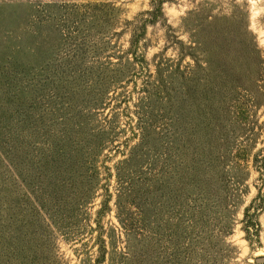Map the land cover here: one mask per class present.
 <instances>
[{"label": "rangeland", "instance_id": "obj_1", "mask_svg": "<svg viewBox=\"0 0 264 264\" xmlns=\"http://www.w3.org/2000/svg\"><path fill=\"white\" fill-rule=\"evenodd\" d=\"M155 8L0 0V264H264V0Z\"/></svg>", "mask_w": 264, "mask_h": 264}, {"label": "trees", "instance_id": "obj_2", "mask_svg": "<svg viewBox=\"0 0 264 264\" xmlns=\"http://www.w3.org/2000/svg\"><path fill=\"white\" fill-rule=\"evenodd\" d=\"M154 1L156 4V8H155L154 13H160L162 0H154ZM93 17H96V16L94 15ZM194 44H195L196 49L201 48V49H198L201 52V55H199V54L194 55L193 53L189 54V56L193 60V64H194L195 68L200 70V71L207 72V73L210 72L212 65H211V62L207 59V56H206L207 54H206L205 48L202 49V44L199 42H195ZM191 49H193V48H191ZM216 71H218L219 74L222 75L223 77L224 76L226 77L227 67L226 66H220ZM103 146H104L103 140H100L97 143V149L100 150Z\"/></svg>", "mask_w": 264, "mask_h": 264}, {"label": "water", "instance_id": "obj_3", "mask_svg": "<svg viewBox=\"0 0 264 264\" xmlns=\"http://www.w3.org/2000/svg\"><path fill=\"white\" fill-rule=\"evenodd\" d=\"M256 263H264V257L256 258Z\"/></svg>", "mask_w": 264, "mask_h": 264}]
</instances>
